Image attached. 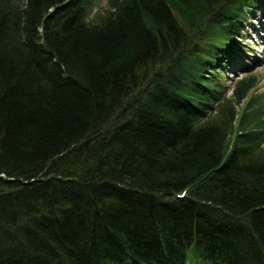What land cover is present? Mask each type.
Masks as SVG:
<instances>
[{"label":"trees","instance_id":"16d2710c","mask_svg":"<svg viewBox=\"0 0 264 264\" xmlns=\"http://www.w3.org/2000/svg\"><path fill=\"white\" fill-rule=\"evenodd\" d=\"M93 1L0 0V264H264L259 0Z\"/></svg>","mask_w":264,"mask_h":264},{"label":"rangeland","instance_id":"374dc122","mask_svg":"<svg viewBox=\"0 0 264 264\" xmlns=\"http://www.w3.org/2000/svg\"><path fill=\"white\" fill-rule=\"evenodd\" d=\"M106 8L107 0H94L89 10L90 18L94 20ZM242 40L244 44L239 45L241 53L235 51L232 56L229 55L223 67V84L227 94H230L239 79L252 74L260 80L255 88L257 94H260L264 92V0H259L249 15Z\"/></svg>","mask_w":264,"mask_h":264}]
</instances>
